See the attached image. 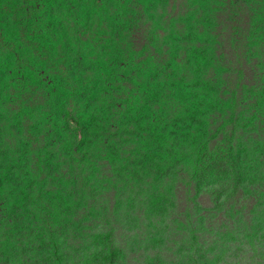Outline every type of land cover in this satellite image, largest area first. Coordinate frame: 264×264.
Wrapping results in <instances>:
<instances>
[{
	"label": "rangeland",
	"instance_id": "obj_1",
	"mask_svg": "<svg viewBox=\"0 0 264 264\" xmlns=\"http://www.w3.org/2000/svg\"><path fill=\"white\" fill-rule=\"evenodd\" d=\"M73 1L0 31V264H264V0Z\"/></svg>",
	"mask_w": 264,
	"mask_h": 264
},
{
	"label": "trees",
	"instance_id": "obj_2",
	"mask_svg": "<svg viewBox=\"0 0 264 264\" xmlns=\"http://www.w3.org/2000/svg\"><path fill=\"white\" fill-rule=\"evenodd\" d=\"M38 5L36 9H38L35 12H31L29 10H26V14L24 13V6L19 7L17 11H15L14 16L11 15V12H5L4 13V20H3V29H0L2 33H5V36L8 40L13 39L14 42L19 45H22V43H29L30 42V37L33 38L34 40L40 39L38 41H47V37L45 33L43 32L42 35H30V34H23V26L24 30H28L26 28V24H29V18L30 16L33 15V19L35 20L36 18L39 20H43L46 24V27L53 26L56 22V17H55V9H61L62 5L58 3V0H35ZM73 1V0H72ZM77 1V0H76ZM74 2V1H73ZM15 4V2H14ZM13 4V5H14ZM34 5V3H33ZM42 8V9H41ZM41 9V10H40ZM41 13V14H40ZM135 22L138 23V21L135 19ZM1 42V41H0ZM23 56V55H22ZM22 56L18 53V49L16 47H13L10 50H7L3 46V51L0 53V72H24L22 68H19V70H16V68L13 66V61L18 62L24 61L25 59L22 58ZM171 65V64H170ZM31 75L27 76L26 78H30ZM32 77V76H31ZM3 83L0 84L2 86ZM2 87H0V90ZM64 94V92L62 93ZM195 106V104H192ZM52 119L54 120L52 123L56 125L59 121V118L57 115L51 116ZM51 120V119H50ZM146 146H149V144H145ZM157 150L153 149L151 146L149 149V154L156 153ZM220 165H225V162L222 161ZM110 256L108 257V260L105 261L103 264H113V254L110 251Z\"/></svg>",
	"mask_w": 264,
	"mask_h": 264
}]
</instances>
